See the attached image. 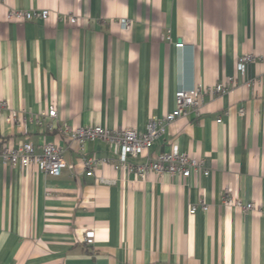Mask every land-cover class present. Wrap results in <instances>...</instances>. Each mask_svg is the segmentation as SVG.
I'll return each mask as SVG.
<instances>
[{"label":"crops","instance_id":"crops-1","mask_svg":"<svg viewBox=\"0 0 264 264\" xmlns=\"http://www.w3.org/2000/svg\"><path fill=\"white\" fill-rule=\"evenodd\" d=\"M12 7L50 14L9 22ZM244 53L256 57L249 86L235 68ZM228 77L232 89L207 97L200 117L175 119L149 149L177 144L207 176L137 177L109 164L88 176L57 131H144L174 109L178 88ZM0 100L24 118L18 125L0 111V145L56 141L66 163L58 176L0 164V264H264V0H0ZM51 106L56 118L37 122ZM85 150L115 155L99 140Z\"/></svg>","mask_w":264,"mask_h":264},{"label":"built area","instance_id":"built-area-1","mask_svg":"<svg viewBox=\"0 0 264 264\" xmlns=\"http://www.w3.org/2000/svg\"><path fill=\"white\" fill-rule=\"evenodd\" d=\"M50 12L46 8L41 9H19L9 8L5 13V19L9 22H26L35 19L45 21ZM75 17L70 16V23L75 22ZM123 25H128L129 20L121 19ZM176 47H182L183 42H176ZM253 53H244L236 59V72L244 79L246 86L251 85L254 79H246L247 65L255 60ZM236 81L228 77L224 82L215 85L197 84L190 89L178 88L174 95L175 107L172 111L164 113L162 117H154L148 120L144 131H138L132 126L122 127L120 129H108L101 125L70 126L64 124L58 127L59 134L69 143H75L77 154L86 175H93V169L97 165L109 164L116 170H124L133 173L134 176L144 177V175L154 173L156 176L163 174L178 176L186 179L191 176H207L209 170L205 167L202 159H197L194 155L180 152L177 144H171L170 149L165 152H159L150 155L149 149L153 145L155 138L165 133L167 125L175 119L185 117L189 112L195 117H200L202 108L207 97L224 94L235 86ZM7 110L6 119L17 123L24 122L21 112L10 108L8 103L0 100V111ZM241 111V110H240ZM242 112V111H241ZM56 118L57 111L54 107H49L46 112H42L37 122L41 123L43 117ZM221 119H216L220 122ZM95 140L104 141L113 145L115 153L113 159L109 157L98 158L85 154V145ZM36 148L38 149L36 151ZM64 149L56 141L44 140L38 147H35L30 141H21L17 145H0V164L10 165L12 167L26 168L31 164L50 176L60 175L66 163L63 158ZM143 157L145 160L140 163H133L129 158ZM102 180V178H101ZM225 203H231L244 210L253 211L257 209L254 202L243 205L242 202L233 197L223 198ZM201 209H207L208 206L200 201ZM196 206L190 207L189 213H195ZM93 231H87L84 235L85 243H92Z\"/></svg>","mask_w":264,"mask_h":264}]
</instances>
